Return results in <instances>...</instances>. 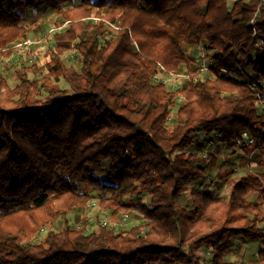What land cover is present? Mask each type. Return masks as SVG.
Listing matches in <instances>:
<instances>
[{
	"label": "trees",
	"instance_id": "16d2710c",
	"mask_svg": "<svg viewBox=\"0 0 264 264\" xmlns=\"http://www.w3.org/2000/svg\"><path fill=\"white\" fill-rule=\"evenodd\" d=\"M73 2L0 0V51L26 37L30 11H54L64 27L49 61L22 65L13 88L0 71V264H230L232 240L264 242V178L232 179L216 199L198 188L216 163L196 140L233 147L247 133L264 147V0ZM198 46L211 78L181 90L154 79L159 66L196 76L187 49ZM71 49L78 69L61 59ZM93 188L101 209L141 224L69 226Z\"/></svg>",
	"mask_w": 264,
	"mask_h": 264
},
{
	"label": "rangeland",
	"instance_id": "374dc122",
	"mask_svg": "<svg viewBox=\"0 0 264 264\" xmlns=\"http://www.w3.org/2000/svg\"><path fill=\"white\" fill-rule=\"evenodd\" d=\"M234 0H228V4H231ZM73 5H77L76 0H74ZM96 13H92L90 20L96 22L97 18L95 17ZM59 15L49 9L40 8L38 10L30 11L23 22V26L27 31L25 38H30L38 43L36 46L29 49L25 54H22L20 49L15 48V44L22 41L25 38L16 39L6 45L2 51H0V71L4 76L7 85L10 88H13L17 81L15 79V72L20 69L22 65L31 66L35 65L36 68H42L48 61V47L53 41L54 30L60 32L64 29L62 26H58ZM117 28L113 25L109 27L110 33L107 35L109 40H113L116 37ZM187 54H189L191 59V66L189 70L196 72L201 64L202 59L205 58L208 62L212 61L211 52L206 51L202 46L196 48L187 49ZM203 54V57H202ZM199 58V59H198ZM61 59L67 66H72L76 69L79 67V57L75 50L71 49L65 53ZM45 72V71H44ZM30 78L32 74L29 75ZM211 78V74H203L200 79ZM59 86L63 89L67 88L66 84L63 81L59 82ZM259 110L264 112V102L263 104H258ZM199 134L196 136L198 140ZM214 145L222 144L216 141L214 137ZM224 145V144H223ZM204 146V145H203ZM226 152L222 153V158L216 157L214 154V159L216 163L215 168H211V165L206 164L205 166V179L199 184L198 188L202 190L217 192L215 196L216 199H226L229 193V186L232 179H237L240 176L244 175L241 171L242 167L250 166L249 163L254 159L255 152L259 149L255 146L251 147L252 151L250 154V161L248 157V165L239 163V156L237 153H240L249 148H236V147H227L224 145ZM211 147V149L213 148ZM264 148V147H262ZM205 149H202V154ZM221 154V153H220ZM204 156V155H203ZM206 156V155H205ZM249 156V155H247ZM221 157V156H220ZM238 158V159H237ZM238 160V161H237ZM237 161V163H236ZM236 168V169H235ZM239 168V169H238ZM250 173V172H249ZM246 174V173H245ZM90 200L88 204L83 209H77L67 215L65 222L71 227H85L87 233L96 232L100 226H112L116 231L119 230H128L131 226L141 224L138 213H126L113 215L109 211L101 209L99 206V195L100 188H93L90 191ZM256 193H250L248 200L254 199ZM192 208V206H191ZM133 217V218H132ZM64 221L58 222L53 226V230H60ZM47 230H43L39 237L35 239V242H40L45 235ZM198 255L208 259L211 255L210 251L198 250L196 252ZM225 260L230 264H264V242L260 240L256 241H246L242 237L234 239L231 241V247L229 251L225 254Z\"/></svg>",
	"mask_w": 264,
	"mask_h": 264
},
{
	"label": "built area",
	"instance_id": "2783aa9c",
	"mask_svg": "<svg viewBox=\"0 0 264 264\" xmlns=\"http://www.w3.org/2000/svg\"><path fill=\"white\" fill-rule=\"evenodd\" d=\"M54 32H56L54 30ZM38 42L34 41L30 38H25L22 41L18 42L15 44V48L20 49V51H22V54H25L29 51L30 48L36 46ZM258 47H261V44H258ZM203 57V54H202ZM199 59V58H198ZM211 62H208L205 58L202 59L201 64H199V68L196 70V76H193L191 74H189L188 71H182V72H173V71H168L166 70L164 67L159 66L154 79L157 82H161L163 84H165L166 86H168L171 90H181L183 88V86H185L187 84L188 81L193 80L196 81L198 80L203 74H208L210 73V69H211ZM251 87L253 89H256L257 86L254 83H251ZM262 88L264 89V81L262 82ZM257 95V103L256 105L258 106V104H263V100L261 99V96L259 94V92L256 93ZM181 99V97L179 98ZM214 137L209 138L208 141L206 142V144L204 145V153L207 152V150H209L211 147H213L214 145ZM255 141L253 140V138H251L247 133H243L242 136L237 139L234 143V147L236 148H248V147H252L255 146ZM204 156L206 154H203Z\"/></svg>",
	"mask_w": 264,
	"mask_h": 264
},
{
	"label": "crops",
	"instance_id": "0c3cea01",
	"mask_svg": "<svg viewBox=\"0 0 264 264\" xmlns=\"http://www.w3.org/2000/svg\"><path fill=\"white\" fill-rule=\"evenodd\" d=\"M212 135H214V134H206L204 132H201V133H199L200 138L197 140V142L201 143L202 145H205L207 142L206 140L209 138H212ZM224 148H225V146L223 144H217L215 147L212 148L211 153L214 154L216 157H219V159H220V158H222V153L226 152V150H224ZM248 148L249 149H246L240 153H237V156H239V159H240L239 163L241 162V164H245V165L247 164L248 165L247 162L250 161V154L252 151L251 147H248ZM247 155H249V156H247ZM247 157H248V161H246ZM237 161H236V163H237ZM249 165L250 166H247V168L242 167L241 170H237V171H241L243 174L250 172L252 174H256V175L264 178V148H259L255 152L254 159L251 161V163H249ZM211 193L214 196L217 195L216 191H214V192L212 191Z\"/></svg>",
	"mask_w": 264,
	"mask_h": 264
}]
</instances>
